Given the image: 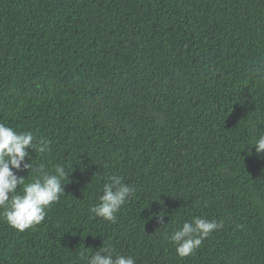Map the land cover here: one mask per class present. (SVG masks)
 <instances>
[{
    "label": "trees",
    "instance_id": "trees-1",
    "mask_svg": "<svg viewBox=\"0 0 264 264\" xmlns=\"http://www.w3.org/2000/svg\"><path fill=\"white\" fill-rule=\"evenodd\" d=\"M262 64L264 0H0V122L52 141L34 166L69 175L41 224L0 219V264H84L104 244L136 264H264ZM113 174L137 188L116 223L89 212ZM197 216L224 228L180 258L167 236Z\"/></svg>",
    "mask_w": 264,
    "mask_h": 264
},
{
    "label": "clouds",
    "instance_id": "clouds-1",
    "mask_svg": "<svg viewBox=\"0 0 264 264\" xmlns=\"http://www.w3.org/2000/svg\"><path fill=\"white\" fill-rule=\"evenodd\" d=\"M255 71L264 74V64ZM51 144L52 141L38 139L31 131L20 132L0 122V219L18 232L23 233L41 224L51 206L65 195L66 183L63 181L69 180L65 166L57 164L50 173L42 163L34 166L29 152L31 149L36 154L48 153ZM254 147L258 156L264 155V134L255 139ZM26 157L31 163L25 162ZM29 170L27 180L16 174ZM136 191L135 186L125 183L123 176L109 175L105 178L98 202L89 207V212L94 218L116 223L117 214L135 197ZM158 218L163 224V215L159 214ZM223 228V221L197 216L177 227L167 239L175 245L177 255L186 258L194 254L213 232ZM88 252H91L90 256ZM79 258L84 264H136L134 257L115 253L111 246L106 247L105 244L97 251L85 248L79 252Z\"/></svg>",
    "mask_w": 264,
    "mask_h": 264
}]
</instances>
